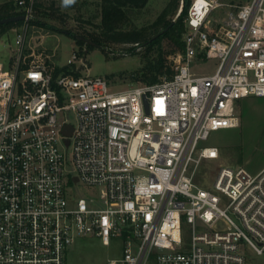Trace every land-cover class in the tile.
Returning a JSON list of instances; mask_svg holds the SVG:
<instances>
[{
  "label": "built area",
  "instance_id": "1",
  "mask_svg": "<svg viewBox=\"0 0 264 264\" xmlns=\"http://www.w3.org/2000/svg\"><path fill=\"white\" fill-rule=\"evenodd\" d=\"M14 3L26 17L8 67L0 62V264H65L84 235L122 238V257L107 264H249L248 253L264 254V166L220 164L209 188L196 182L202 159L219 157L200 142L239 126L238 100L264 96V0H192L172 74L121 90L90 73L84 46L52 62L28 37L36 0ZM223 5L232 8L212 23ZM199 56L217 59L215 70H193Z\"/></svg>",
  "mask_w": 264,
  "mask_h": 264
},
{
  "label": "rangeland",
  "instance_id": "2",
  "mask_svg": "<svg viewBox=\"0 0 264 264\" xmlns=\"http://www.w3.org/2000/svg\"><path fill=\"white\" fill-rule=\"evenodd\" d=\"M15 0H0V3ZM101 0H36L38 4L34 11V19L28 30V37L40 48H45L51 55L50 60L56 64H64L74 51L80 50V44L74 34L89 38L90 34L100 30ZM169 0H149L146 7L135 12L130 27L141 28L155 21L160 12L166 7ZM232 3L230 0H223ZM249 0H233L234 4ZM180 6V5H179ZM229 5L217 8L212 14V23L224 20ZM179 9V7H178ZM171 13L169 17L177 18L179 11ZM43 22V23H42ZM186 22V19H185ZM6 26V27H5ZM4 31L0 32V62L8 67L12 49L15 47L17 32L23 23H5ZM53 26L54 28H50ZM186 30L188 29L185 25ZM41 39L37 41V39ZM87 48V58L90 63V73L93 76L104 77L113 90H121L143 83L142 68L146 59L157 55L156 51L146 50L143 44L134 42H104ZM162 49L169 64L171 57L179 50L177 43L164 38ZM218 60L214 58L201 59L199 56L193 63V70L197 72H213ZM163 76V75H162ZM237 113L240 124L237 127L223 128L212 131L206 140L200 142L201 146L215 145L219 149V157L215 159H202L196 173V182L206 188L212 185L220 164L244 166L251 172H257L264 166V96H248L238 100ZM62 118L76 123L73 111H66ZM68 154L67 169L74 171L72 163V150L62 147ZM81 192L93 195L90 189L80 184ZM191 227H184V236L191 238ZM123 254L122 238H112L109 245H104L95 235L77 237L68 247L65 264H107L109 258H120ZM249 264H264V254L248 253ZM147 264H157L152 256Z\"/></svg>",
  "mask_w": 264,
  "mask_h": 264
},
{
  "label": "trees",
  "instance_id": "3",
  "mask_svg": "<svg viewBox=\"0 0 264 264\" xmlns=\"http://www.w3.org/2000/svg\"><path fill=\"white\" fill-rule=\"evenodd\" d=\"M192 0H183V8L179 16L173 21V15L177 11L181 0H169L168 4L160 12L153 23L141 28L130 27L127 25L132 23V16L135 12L143 9L148 4L149 0H101L99 3L101 10V21L99 23L100 30L90 34L89 39L97 44L104 42H134L143 44L146 50L156 51L157 55L146 59L141 72V80L143 83H153L159 80L162 75H171L172 68L166 62L164 51L162 49V41L164 38H170L171 41L178 44L179 49L183 48L182 36L186 31L185 19L188 16V10ZM233 3V0H230ZM38 4H35L37 8ZM21 11L14 1H6L0 3V19L20 14ZM22 20L9 22L10 24L22 23ZM32 22H40L33 19ZM7 23V24H9ZM43 23V22H42ZM5 23L0 24V32H3ZM6 27V26H5ZM168 27L164 32L163 29ZM50 28H54L50 26ZM75 36L74 33L67 31ZM160 33L156 38L154 35ZM82 36V35H81ZM80 48L87 45L88 48L94 46L92 43H87L81 38L75 36ZM153 38L152 40H150Z\"/></svg>",
  "mask_w": 264,
  "mask_h": 264
},
{
  "label": "water",
  "instance_id": "4",
  "mask_svg": "<svg viewBox=\"0 0 264 264\" xmlns=\"http://www.w3.org/2000/svg\"><path fill=\"white\" fill-rule=\"evenodd\" d=\"M25 17H26L25 14H17V15L7 16V17H4V18H1V19H0V24H3V23H9V22H13V21L24 20ZM175 20H176V19H173V21H175ZM167 29H168V27H166L165 29H163V31H161V32H164V31L167 30ZM159 34H160V33L154 35L153 38H156ZM75 36H76L77 38H81V39H83V40H84L85 42H87V43H92V44H94V45H99V44L93 42L91 39L86 38V37H84V36H81V35H78V34H75ZM153 38H151L150 40H152ZM72 131H73V126L70 125V124H66V125L64 126V128H63V132H65L67 135H70V134L72 133ZM66 142L69 143V140L67 139ZM75 180H77V177H75Z\"/></svg>",
  "mask_w": 264,
  "mask_h": 264
},
{
  "label": "crops",
  "instance_id": "5",
  "mask_svg": "<svg viewBox=\"0 0 264 264\" xmlns=\"http://www.w3.org/2000/svg\"><path fill=\"white\" fill-rule=\"evenodd\" d=\"M39 40H40V38H39Z\"/></svg>",
  "mask_w": 264,
  "mask_h": 264
}]
</instances>
